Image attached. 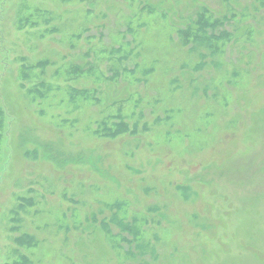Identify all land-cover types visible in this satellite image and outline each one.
<instances>
[{"label": "rangeland", "instance_id": "374dc122", "mask_svg": "<svg viewBox=\"0 0 264 264\" xmlns=\"http://www.w3.org/2000/svg\"><path fill=\"white\" fill-rule=\"evenodd\" d=\"M0 264H264V0H0Z\"/></svg>", "mask_w": 264, "mask_h": 264}]
</instances>
